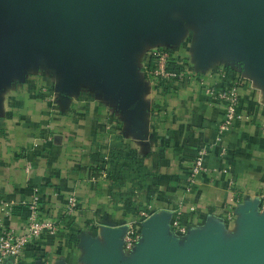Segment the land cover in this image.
I'll return each instance as SVG.
<instances>
[{
    "label": "crops",
    "instance_id": "0c3cea01",
    "mask_svg": "<svg viewBox=\"0 0 264 264\" xmlns=\"http://www.w3.org/2000/svg\"><path fill=\"white\" fill-rule=\"evenodd\" d=\"M173 19L180 32L165 40L138 35L136 46L122 53L131 77L126 95L114 92L95 69L71 81L69 69L51 54H37L8 81L0 78V221L21 232L28 217L22 203L39 194L42 216L62 227L29 245L17 264H98V255L116 251L117 264H138L140 251L151 248V235L130 251L115 233L137 223L148 208L145 230L162 232L182 255L213 234L230 247L244 237L248 216L261 214L264 75L243 63L240 53L205 54V24ZM15 31L0 25V38ZM166 46L211 86L230 85L232 73L240 76L239 111L249 120L220 134L224 108L199 85L156 90L145 67L149 53ZM220 69L231 76L211 77ZM201 148L208 149V172L191 184ZM234 194L238 212L229 220ZM72 196L78 208L67 216ZM2 203L15 205L13 212L5 214ZM178 220L185 234L173 229Z\"/></svg>",
    "mask_w": 264,
    "mask_h": 264
},
{
    "label": "water",
    "instance_id": "95a60500",
    "mask_svg": "<svg viewBox=\"0 0 264 264\" xmlns=\"http://www.w3.org/2000/svg\"><path fill=\"white\" fill-rule=\"evenodd\" d=\"M173 16L205 24V54L240 53L264 75V0H0V25L16 28L11 38H0V78L8 81L37 54H51L69 69L71 81L95 69L114 92L126 95L131 77L122 53L136 46L138 35L165 40L180 32ZM148 222L134 250L149 234L151 248L140 251L138 264H264V213L249 215L244 237L230 247L213 234L184 255L162 232L145 230ZM126 230L115 233L121 247ZM120 259L116 251L96 262Z\"/></svg>",
    "mask_w": 264,
    "mask_h": 264
},
{
    "label": "built area",
    "instance_id": "2783aa9c",
    "mask_svg": "<svg viewBox=\"0 0 264 264\" xmlns=\"http://www.w3.org/2000/svg\"><path fill=\"white\" fill-rule=\"evenodd\" d=\"M147 75L156 90L166 89L174 84L195 83L199 85L205 94L217 104L224 108L225 118L219 125L220 134L231 131L234 123L241 120H249V117L239 111L240 108V84L242 78L235 73V78L227 86H211L208 84L206 76L191 72L185 68L183 63L176 59L174 52L168 48L158 47L148 55V63L145 67ZM227 78L231 76L225 69L216 70L212 76ZM236 76V77H234ZM264 130V124H263ZM52 137H48L46 142H51ZM208 153L207 148H201L195 158L190 174L191 184H195L198 176L208 172L204 166V158ZM239 200L237 194L233 196V208L228 215L229 220L236 216ZM28 208V217L24 229L18 232L7 227L0 221V264H7L8 261L18 263L20 257L29 245H32L44 236H56L61 231V226L55 218H44L41 212V198L35 195L30 201L22 203ZM2 211L11 214L15 205L2 203ZM78 208L76 197L72 196L68 200L66 215L73 216ZM151 208L142 210L140 220L131 224L123 237V247L126 250H133L141 240L142 224L150 217ZM260 213H264V193L261 194ZM173 229L179 234H185L186 229L181 226L180 221L173 223Z\"/></svg>",
    "mask_w": 264,
    "mask_h": 264
}]
</instances>
